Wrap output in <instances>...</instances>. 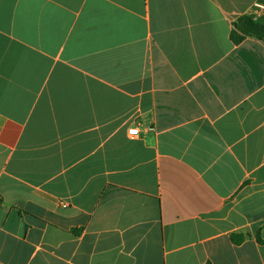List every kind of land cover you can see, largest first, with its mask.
Instances as JSON below:
<instances>
[{
	"label": "crops",
	"instance_id": "0c3cea01",
	"mask_svg": "<svg viewBox=\"0 0 264 264\" xmlns=\"http://www.w3.org/2000/svg\"><path fill=\"white\" fill-rule=\"evenodd\" d=\"M257 3L0 0V264H264Z\"/></svg>",
	"mask_w": 264,
	"mask_h": 264
},
{
	"label": "trees",
	"instance_id": "16d2710c",
	"mask_svg": "<svg viewBox=\"0 0 264 264\" xmlns=\"http://www.w3.org/2000/svg\"><path fill=\"white\" fill-rule=\"evenodd\" d=\"M249 37L264 43V23L256 20L253 15L246 14L233 23L231 40L235 45H239ZM231 238L236 244H241L245 240L244 235L233 234Z\"/></svg>",
	"mask_w": 264,
	"mask_h": 264
},
{
	"label": "built area",
	"instance_id": "2783aa9c",
	"mask_svg": "<svg viewBox=\"0 0 264 264\" xmlns=\"http://www.w3.org/2000/svg\"><path fill=\"white\" fill-rule=\"evenodd\" d=\"M252 15L256 20H259L262 17H264V4H259V3L255 4L254 5V11H253ZM129 134L131 136H137V135H139V129L138 128H132L129 130Z\"/></svg>",
	"mask_w": 264,
	"mask_h": 264
}]
</instances>
